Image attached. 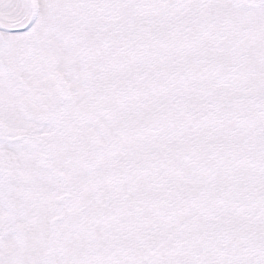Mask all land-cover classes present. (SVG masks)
Returning <instances> with one entry per match:
<instances>
[{"label": "snow or ice", "instance_id": "obj_1", "mask_svg": "<svg viewBox=\"0 0 264 264\" xmlns=\"http://www.w3.org/2000/svg\"><path fill=\"white\" fill-rule=\"evenodd\" d=\"M0 264H264V0H0Z\"/></svg>", "mask_w": 264, "mask_h": 264}]
</instances>
